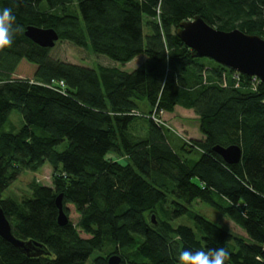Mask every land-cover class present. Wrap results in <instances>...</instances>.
I'll return each instance as SVG.
<instances>
[{
  "label": "trees",
  "instance_id": "obj_1",
  "mask_svg": "<svg viewBox=\"0 0 264 264\" xmlns=\"http://www.w3.org/2000/svg\"><path fill=\"white\" fill-rule=\"evenodd\" d=\"M5 7L20 30L0 52V206L15 237L40 242L49 254L27 256L0 236V264H88L95 252L89 264H107L112 254L120 264H179L184 249L219 247L230 253L226 264H264V83L253 89L244 74L237 82L234 70L192 56L176 34L197 15L214 28L264 38V0H0ZM28 25L51 27L57 41L121 64L144 60L126 71L53 58L52 47L24 35ZM22 60L35 65L30 76L16 73ZM175 106L194 112L202 138H178L175 147L169 128L148 116ZM12 110L23 124L2 131ZM215 145H238L239 160L225 162ZM45 163L51 186L33 178L22 196L2 197ZM59 193L63 226L56 221ZM194 201L245 236L199 214L192 215L199 237L175 226Z\"/></svg>",
  "mask_w": 264,
  "mask_h": 264
},
{
  "label": "water",
  "instance_id": "obj_2",
  "mask_svg": "<svg viewBox=\"0 0 264 264\" xmlns=\"http://www.w3.org/2000/svg\"><path fill=\"white\" fill-rule=\"evenodd\" d=\"M176 34L192 50V56L210 58L247 76L256 75L260 82L264 83V38L261 36L248 34L237 28L229 31L220 30L207 24L197 15L180 22ZM24 35L47 48L53 47L58 40L57 32L51 27L28 25ZM213 149L227 163H236L240 158L241 150L238 145L225 147L215 145ZM55 203L58 209L57 224L63 226L68 222V217L63 210L61 193L56 196ZM151 217L154 221V215ZM0 236L27 256L49 254L42 243L15 237L1 206ZM120 261L121 257L118 254H112L107 258V264H120Z\"/></svg>",
  "mask_w": 264,
  "mask_h": 264
},
{
  "label": "rangeland",
  "instance_id": "obj_3",
  "mask_svg": "<svg viewBox=\"0 0 264 264\" xmlns=\"http://www.w3.org/2000/svg\"><path fill=\"white\" fill-rule=\"evenodd\" d=\"M144 32L145 33L148 32L146 25H144ZM49 55L53 58H57L60 60L77 63V64H81L85 66L94 67L97 64H103L107 66H116L126 71L133 70L136 64L134 60L126 64H121L119 62L112 61L105 55L94 54L86 49L76 47L75 45H73L72 43L68 41H57L56 44L51 48ZM34 67L35 65L22 60L16 69V73H23L26 76H30L32 69ZM59 87L62 89L63 86L59 85ZM170 116H173V115H170ZM161 117H162V113H161ZM164 118L166 119V121L169 120L165 116ZM22 124H23V121H22L21 114L17 110H12L9 114L8 120L3 124L1 130L8 131V132H16L21 127ZM135 128H138V125H135ZM187 139L188 138H185V140ZM190 139H193V138H190ZM173 141L175 142V144L173 145L175 147H177L178 144L179 145L181 144V141L178 138H175V140ZM66 146H67V140H64L62 143L56 145L55 149L57 151H62L66 148ZM197 156H198L197 153L192 154V157L194 159H197L198 158ZM121 162H124V160H121ZM51 173H52V168L48 163H45L42 169L37 172H30V171L24 172L14 182H12V184L9 187H7L2 192V197L22 196L24 194L23 192L28 189V187H26L28 182L33 178L41 182L43 185L51 186ZM167 199L168 200L166 201L165 206H168V205L170 206L171 205L170 200L174 199V197L171 194H167ZM187 206L189 209V213H186L180 217L175 218L172 221V223L175 226L178 224H185L191 227L195 235L199 237L200 234L198 230L195 228L194 220L192 219L193 214H199V215L204 216L208 220L214 222L215 224L219 225L220 227L229 230L230 232L234 234L245 236V232L243 231L241 227L236 225L232 220H230L229 218L224 216L221 212H219L218 210H215L211 206L205 203H202L200 201H194L192 204L187 205ZM70 209L72 210V208ZM71 212L72 213L70 214L69 218L75 220L77 218V215L73 211ZM96 253L97 252L93 253L89 257L88 264L91 258L95 256Z\"/></svg>",
  "mask_w": 264,
  "mask_h": 264
},
{
  "label": "clouds",
  "instance_id": "obj_4",
  "mask_svg": "<svg viewBox=\"0 0 264 264\" xmlns=\"http://www.w3.org/2000/svg\"><path fill=\"white\" fill-rule=\"evenodd\" d=\"M16 21L11 7L0 10V52L11 47L12 38L19 26L13 27ZM230 253L224 247L209 248L207 250L184 249L179 253V264H226Z\"/></svg>",
  "mask_w": 264,
  "mask_h": 264
},
{
  "label": "crops",
  "instance_id": "obj_5",
  "mask_svg": "<svg viewBox=\"0 0 264 264\" xmlns=\"http://www.w3.org/2000/svg\"><path fill=\"white\" fill-rule=\"evenodd\" d=\"M133 60L136 62L134 67H137L144 60V56L138 55L135 58H133L131 61ZM141 106L143 109L148 111L149 106L147 105V103L143 102L141 103ZM164 116L168 118L170 121L168 119H167L168 121H166ZM162 118L168 123L167 126L169 125L168 128L170 132L168 133V138L170 140H175V138H179V139L202 138V134L198 128L197 117L191 109H186L181 106H175L173 112H163ZM110 157L117 159L119 161L123 160V159H118L116 156L112 154H110Z\"/></svg>",
  "mask_w": 264,
  "mask_h": 264
},
{
  "label": "built area",
  "instance_id": "obj_6",
  "mask_svg": "<svg viewBox=\"0 0 264 264\" xmlns=\"http://www.w3.org/2000/svg\"><path fill=\"white\" fill-rule=\"evenodd\" d=\"M239 76L240 73L234 71L233 73V78L238 82L239 81ZM260 80L258 79L257 76L253 75L251 76V87L254 89L257 85V83H259ZM60 85H63L62 83H59ZM161 113L162 111H159L157 113L156 109L154 108L153 111L148 115L150 119H152L155 123L157 124H163L166 125L164 119L161 117ZM162 118V119H161Z\"/></svg>",
  "mask_w": 264,
  "mask_h": 264
}]
</instances>
